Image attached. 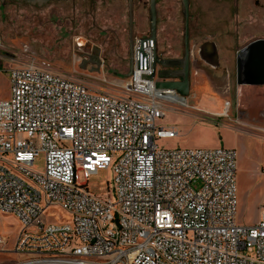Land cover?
<instances>
[{"label":"built area","instance_id":"built-area-1","mask_svg":"<svg viewBox=\"0 0 264 264\" xmlns=\"http://www.w3.org/2000/svg\"><path fill=\"white\" fill-rule=\"evenodd\" d=\"M139 40L131 77L108 89L36 58L10 69V98L0 100V215L22 228L20 264H264V205L257 224L237 221L236 151L158 144L180 136L158 121L186 100L142 79L152 74V47L138 70ZM104 170L111 180L97 194L89 182ZM53 208L72 222L45 221Z\"/></svg>","mask_w":264,"mask_h":264},{"label":"rangeland","instance_id":"rangeland-1","mask_svg":"<svg viewBox=\"0 0 264 264\" xmlns=\"http://www.w3.org/2000/svg\"><path fill=\"white\" fill-rule=\"evenodd\" d=\"M178 1L179 25L181 32H184L181 0ZM227 1L230 3L233 0ZM253 1L249 0L251 12L239 17L240 30L247 31V36L241 42L243 46L257 38H264V0H260L263 7H254ZM159 2V24L164 25L169 36H172L176 26L173 10L171 8L164 14L162 10L166 0ZM190 6L192 11V3ZM193 9L197 7L193 5ZM143 10L146 14L149 12V0H136L134 40L139 37L137 26L140 23L139 13ZM144 20L147 22L148 19ZM231 26L234 29L236 21ZM147 33H150V28ZM172 38L169 37L168 41L172 42ZM28 58H36L57 73L74 75L96 87L108 89L113 83L119 85L126 78L111 70L121 75H128L130 70L128 1L74 0L51 2L42 8L8 0L5 4L0 2V100L10 98V69ZM230 91L233 101H230L229 118L223 119L233 125L234 130L225 131L229 128L220 121L199 124V128L194 130L196 125L188 121L175 125L180 131L178 138L162 140L158 144L170 150H235L237 221L239 225L249 227L259 222L264 205V86L232 85ZM214 98L217 102L220 100L218 95ZM238 116L246 120L245 125L249 129L238 131ZM175 120L176 117L168 111L158 125L174 126ZM210 125L213 127L210 128ZM204 142H214L217 147H203ZM34 167L38 171L44 170L43 155L36 159ZM110 180L111 172L104 170L91 178L89 187L97 194H104ZM47 214L44 217L47 222H72V218L58 208L49 210ZM21 232L22 228L15 217L0 215V236L6 239V246L0 248V264L21 263L22 258L14 253Z\"/></svg>","mask_w":264,"mask_h":264},{"label":"crops","instance_id":"crops-1","mask_svg":"<svg viewBox=\"0 0 264 264\" xmlns=\"http://www.w3.org/2000/svg\"><path fill=\"white\" fill-rule=\"evenodd\" d=\"M192 3V11L190 6V42L193 51L201 46H205V50L210 57H216L217 65L210 64L206 59L194 62L191 71V87L190 94L185 99L186 106L178 107L175 111L172 107L168 108L169 114L176 117L174 126L180 125L188 121H192L196 127L202 123H216L220 121L222 124H228L222 115L225 110V104L232 102L231 87L237 85V66L235 57L239 49L243 48L242 40L247 36V31L237 30L231 26L233 21L237 20V15L234 8V0H190ZM226 2V4H225ZM248 0H242L240 3L241 10L239 17L248 14L251 11L248 6ZM164 14L172 8L173 20L176 24L174 33L169 36L167 28L159 24L161 3L158 0V51L166 57H178L183 48L184 32L180 30L179 22V1L166 0L163 4ZM193 5L197 9H193ZM224 5V6H223ZM243 9V10H242ZM140 23H138L139 37H147L149 33V12L141 11L139 13ZM148 19L145 22L144 19ZM172 20V21H173ZM239 33V35H238ZM238 36V38H237ZM169 37H173V41H168ZM246 46V45H245ZM198 62V63H197ZM219 96L217 102L215 96ZM167 111V113H168ZM238 122L245 124L246 120L242 116L236 118ZM209 125V124H208ZM207 125V126H208ZM213 127L212 125L209 126ZM228 127V126H226ZM225 131L234 130L230 127ZM201 130H205L200 127ZM180 132V131H179ZM203 147L216 148L214 142H204Z\"/></svg>","mask_w":264,"mask_h":264},{"label":"water","instance_id":"water-1","mask_svg":"<svg viewBox=\"0 0 264 264\" xmlns=\"http://www.w3.org/2000/svg\"><path fill=\"white\" fill-rule=\"evenodd\" d=\"M7 0H0L5 4ZM33 7L42 8L51 2H68L74 0H8ZM105 1V0H102ZM128 1L129 18V43H130V70L128 75H116L130 78L133 72V44H134V7L136 0ZM158 0H149V28L147 37L139 40L138 70L148 68V54L144 53L145 47H152V74L142 75V79L156 78V88L171 90L180 98L186 99L190 94L191 71L194 66V51L190 42V0H181L182 13L184 16V54L181 58L166 57L158 51ZM205 46H201L199 51ZM197 51V56H200ZM214 59V57L212 58ZM216 60V57H215ZM217 61V60H216ZM237 85L264 86V40H255L240 51L237 61Z\"/></svg>","mask_w":264,"mask_h":264},{"label":"flooded vegetation","instance_id":"flooded-vegetation-1","mask_svg":"<svg viewBox=\"0 0 264 264\" xmlns=\"http://www.w3.org/2000/svg\"><path fill=\"white\" fill-rule=\"evenodd\" d=\"M241 1L242 0H234V9H235V12H236V15H237V20H236V28H237V30H240V28H239V13H240V8H241V6H240ZM252 4H254V7H263V4L261 3L260 0H254ZM248 5L250 6V8L252 7L250 2H248ZM238 35H239V33H238ZM237 38H238V36H237ZM259 39L264 40V38H257L256 40H259ZM253 41H255V40H253ZM253 41H251V42H253ZM246 46H244V47H246ZM191 48H192V46H191ZM243 48L239 49V51H238V53H237V55L235 57L236 66H237L238 57L240 55V51ZM184 49L185 48H184V41H183V48L181 49L180 55L178 57H173V58H181V57H183ZM199 49H200V47L197 50L194 51L195 53H194V57H193V62H196L197 61L196 59H198V60L206 59L210 64L217 65V61L215 59H212V57L209 56V54L205 50V48L201 49L200 51H199ZM192 50H193V48H192ZM197 51H199L200 56H197V53H196ZM236 77H237V73H236Z\"/></svg>","mask_w":264,"mask_h":264}]
</instances>
